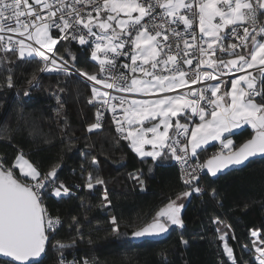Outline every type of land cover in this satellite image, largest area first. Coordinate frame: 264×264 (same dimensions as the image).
Returning <instances> with one entry per match:
<instances>
[{
    "label": "snow or ice",
    "instance_id": "1",
    "mask_svg": "<svg viewBox=\"0 0 264 264\" xmlns=\"http://www.w3.org/2000/svg\"><path fill=\"white\" fill-rule=\"evenodd\" d=\"M261 16L264 0H0V51L16 53L21 61H36L41 73L85 79L91 83L88 103L96 107L89 132L101 129L105 113L111 112L117 133L130 141L132 151L142 160L151 158L159 164L171 159L180 165L185 190L174 199L168 198L150 222L136 227L128 237L160 238L171 226H184L181 201L205 193L199 183L205 169L215 177L246 166L251 158H264V23H258ZM197 21L199 35L195 31ZM54 30L59 36L53 35ZM233 38L237 43L225 44ZM61 41L90 46L91 59L98 62L99 71L90 74L77 69L76 57L69 48H65V53L71 63L57 55L56 46ZM224 55L232 58L224 60ZM122 56L131 60L130 82L125 73L115 71L117 58ZM7 62V56L0 57V64ZM2 70L9 73L6 86L15 87L12 70ZM230 73L241 74L231 79L230 90L222 91V85L226 88L224 77ZM36 80L34 76L29 86L37 87ZM97 85H103L105 90ZM108 90L144 98L113 96ZM29 94L25 92L26 97ZM117 100L119 103H112ZM241 125H249L253 135L237 147L228 136ZM0 134L10 142L13 130L5 127ZM216 141L221 146L219 151L201 162L204 146ZM145 145H151L152 150L146 151ZM97 164L93 157L90 166L95 168ZM60 167L57 163L42 172L22 149L11 165L6 156H0V257L10 258L7 264H41L48 243L62 226L61 219L53 217L43 203L50 187L54 197L71 195V188L64 182L57 185ZM83 172L81 165L82 176ZM131 178L144 183L142 173ZM105 183L89 172L85 186L92 190ZM210 195L216 199L217 191L212 189ZM103 200L107 203L102 207L111 206L107 192ZM212 222L223 223L218 217ZM109 223L111 233L119 239L118 218L111 216ZM69 227H74L83 240V227L77 217L72 218ZM250 235L255 260L264 264V239L259 230H251ZM218 239L224 242V254L231 264H237L227 242L228 234L220 233ZM232 239L237 237L233 235ZM88 243L92 241L89 239ZM181 243L187 246L188 241L182 238ZM52 246L61 253L59 264H78L63 259V250L70 245L56 240ZM242 250H248L247 245ZM160 255L162 264H168L164 253ZM82 264H98V260L82 258Z\"/></svg>",
    "mask_w": 264,
    "mask_h": 264
},
{
    "label": "trees",
    "instance_id": "2",
    "mask_svg": "<svg viewBox=\"0 0 264 264\" xmlns=\"http://www.w3.org/2000/svg\"><path fill=\"white\" fill-rule=\"evenodd\" d=\"M65 48L75 55L77 69L90 74L97 71L89 47L61 41L56 46L57 55H63L71 63ZM4 56L8 62L0 64V130L7 127L13 134L10 142L0 134V156H6L7 164L11 165L17 151L22 149L26 158L45 173L59 163L57 185L62 181L71 188V195L63 198L52 196L51 187L44 196V205L53 217L61 219L62 226L48 243L41 264H58L61 253L52 246L56 240L70 245L63 250V256L89 260L96 257L98 264H162L160 253L167 257L168 264H231L218 239L222 231L228 234L227 242L237 264H257L250 232L259 230L264 239V158L250 160L242 168L215 177L205 172L201 179L205 193L193 194L183 203L184 226H171L159 240L135 242L128 239L131 232L151 221L168 198L174 199L185 190L175 161L156 164L151 158L142 160L106 118L101 129L89 132L96 107L88 103L90 83L78 75L68 78L41 73L34 60L21 61L16 53L0 51V57ZM5 67L12 70L15 87L11 89L6 86L9 73L2 70ZM34 76L38 86L30 87L29 81ZM26 91L30 93L27 97ZM252 133L248 126L234 131L236 146ZM205 149L199 156L202 161L216 153V145L209 144ZM93 157L98 161L95 168L90 166ZM15 172L20 175L17 169ZM89 172L106 183L87 189ZM139 173L143 185L131 178ZM212 189L217 191L216 199L211 198ZM105 192L111 200L108 208L102 207L107 203L103 200ZM111 216L120 222L119 239L111 233ZM73 217L83 227V240L74 227H69ZM216 217L223 223L213 224ZM233 235L237 239H232ZM182 238L188 241L187 246L181 243ZM245 245L246 251L242 250ZM7 261L0 258V264Z\"/></svg>",
    "mask_w": 264,
    "mask_h": 264
},
{
    "label": "built area",
    "instance_id": "3",
    "mask_svg": "<svg viewBox=\"0 0 264 264\" xmlns=\"http://www.w3.org/2000/svg\"><path fill=\"white\" fill-rule=\"evenodd\" d=\"M29 2L31 3L32 2V0H29ZM94 14V13H93ZM258 23H264V16H261L260 18H259V22ZM181 30H182V26H181ZM195 31H196V33H197V35H199V28H198V21L196 22V27H195ZM241 31V33H242V29L240 30ZM54 32H55V34H57L56 36H59V32L57 31V30H54ZM18 38V37H17ZM160 39H162V37L160 38ZM229 42H231V43H237V41L233 38L231 41H225V44H227V43H229ZM182 46V45H181ZM205 47H206V45H205ZM89 48H90V55H91V47L89 46ZM226 57H228L227 55H224L222 58L225 60V59H227ZM117 60H118V63H117V66H116V72L117 73H119V72H123V73H125L128 77H129V82H130V75H131V71H130V69H129V67L128 68H124L123 67V65H124V61H126V60H128V62L129 63H131V60H130V57L129 56H122V57H118L117 58ZM97 63V67H98V69H97V71L96 72H98L99 71V64H98V62H96ZM137 63H139V61L137 62ZM39 67H40V65H39ZM146 67H149V69H150V65H148V66H146ZM186 69L189 67V66H184ZM191 67H195V64L194 65H192ZM203 67V66H202ZM204 70H208V69H206V67L204 68ZM137 74H140V73H137ZM241 73H230L229 75H227V76H225L224 77V80H225V83L226 82H229V80H231V79H234L235 77H236V75H240ZM105 75H108V73H105ZM85 80V79H84ZM110 82V81H109ZM90 86H91V83H90ZM97 87L98 88H100L102 91H104L105 89L103 88V85H97ZM191 87H197V85H191ZM91 91V90H90ZM108 91H110L111 92V94L113 95V96H125V97H127L128 99H129V97L130 96H132V94H129V93H121V92H117V91H115V90H108ZM177 91V93H179L180 92V90L179 89H177L176 90ZM91 97H89V99H90ZM89 99H88V101H89ZM112 103H119V101L117 100V101H112ZM118 115H122V113H118ZM105 118L106 119H108V121L112 124V125H115L114 123H113V118H112V113L111 112H106L105 113ZM196 119H199L198 117H196ZM182 123H183V121H181ZM184 122H186V121H184ZM116 126V125H115ZM170 132H171V130H170ZM117 135H119V136H121L119 133H117ZM181 139H183L182 137H181ZM200 159V158H199ZM174 161V160H173ZM200 161L201 162H203L201 159H200ZM193 163H194V161H193ZM175 164H176V166H177V169L179 170V172H180V176H181V167H180V165L175 161ZM204 173H205V170L201 173V175H200V185H201V187H204L205 186V184H204V182L203 181H201V179L203 178V176H204ZM60 258H61V256H60ZM63 259L65 260V261H67V262H73V261H75V262H78V264H82V259H79V258H75V257H71V258H69V257H65V256H63ZM58 264H59V262H58Z\"/></svg>",
    "mask_w": 264,
    "mask_h": 264
},
{
    "label": "crops",
    "instance_id": "4",
    "mask_svg": "<svg viewBox=\"0 0 264 264\" xmlns=\"http://www.w3.org/2000/svg\"><path fill=\"white\" fill-rule=\"evenodd\" d=\"M93 15H95V14H93ZM230 58H232V57H229V58H227V59H230ZM227 59H225V60H227ZM95 62H96V61H95ZM124 64H128V65H129V69H130L131 66H132V64L129 63L128 60L124 61ZM132 75H133V74L131 73V75H130V79H131ZM136 75H137L138 77H141V76H142V74H136ZM225 85H226V88L222 85V91H223V90H230V89H231V80H229V82H226ZM157 95H158V94H157ZM132 98L141 99V98H144V97H142V96L139 95V94H132V96H130L129 99H132ZM175 119H176V118H173V123L175 122ZM94 122H95V121H94ZM183 122H184V121H183ZM196 122L199 123V119H196ZM148 126H151V125H148ZM243 126H248V127L251 129V127H250L249 125H241L240 128H242ZM240 128H239V129H240ZM161 130H162V129H161ZM236 130H238V129L233 130V132L236 131ZM251 130H252V129H251ZM148 135L150 136L151 134H148ZM228 138H229V139H232L233 142H234V144H235V141H234V138H233L232 135L228 136ZM128 142H129V145H130V141H129V140H128ZM209 144H214V145H216V152L219 151V149H220V147H221L218 141H216V142H210ZM235 145H236V144H235ZM207 146H209V145H206V146H204V147H207ZM144 147H145V150H146V151H147V150H152V146H151V145H145ZM137 156H138V155H137ZM14 160H15V159H14ZM17 171H18V173L20 174L18 168H17ZM186 200H187V199H186ZM186 200H182L181 202L184 203Z\"/></svg>",
    "mask_w": 264,
    "mask_h": 264
},
{
    "label": "water",
    "instance_id": "5",
    "mask_svg": "<svg viewBox=\"0 0 264 264\" xmlns=\"http://www.w3.org/2000/svg\"><path fill=\"white\" fill-rule=\"evenodd\" d=\"M253 135V133L249 136V137H247V138H245L244 139V141H242L241 143H239V145L240 144H242L243 142H245L247 139H250L251 138V136ZM239 145L237 146V147H239ZM213 155V154H212ZM212 155H209V157L210 156H212ZM208 157V158H209ZM256 158H260V156H257V157H255V158H251L250 160H253V159H256ZM207 159V158H206ZM205 159V160H206ZM206 170V169H205ZM206 173H207V170H206ZM209 176H212L210 173H207ZM213 177V176H212ZM150 222V221H149ZM143 226V225H142ZM168 234V233H167ZM166 234V235H167ZM131 236V235H130ZM165 236H163V237H160V238H146V240H151V241H154V240H159V239H162V238H164ZM131 240H133V239H131ZM144 240V239H143ZM133 241H135V242H139V241H142V240H133ZM0 258H3V257H0ZM3 259H6V260H9L10 258H3Z\"/></svg>",
    "mask_w": 264,
    "mask_h": 264
},
{
    "label": "rangeland",
    "instance_id": "6",
    "mask_svg": "<svg viewBox=\"0 0 264 264\" xmlns=\"http://www.w3.org/2000/svg\"><path fill=\"white\" fill-rule=\"evenodd\" d=\"M91 95H92V93H91ZM91 95H90V97H91ZM105 119V118H104ZM103 122H104V120H103ZM110 123V122H109ZM225 230V229H224ZM224 232H226V231H222V233H224ZM223 244H224V242H222ZM251 247H252V245H251ZM252 249H254V248H252ZM224 250V249H223ZM255 251V250H254Z\"/></svg>",
    "mask_w": 264,
    "mask_h": 264
},
{
    "label": "clouds",
    "instance_id": "7",
    "mask_svg": "<svg viewBox=\"0 0 264 264\" xmlns=\"http://www.w3.org/2000/svg\"><path fill=\"white\" fill-rule=\"evenodd\" d=\"M55 32L53 31V34H54ZM205 172H206V170H205Z\"/></svg>",
    "mask_w": 264,
    "mask_h": 264
}]
</instances>
